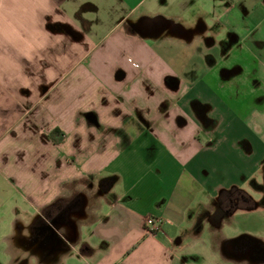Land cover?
I'll return each mask as SVG.
<instances>
[{
  "label": "crops",
  "instance_id": "0c3cea01",
  "mask_svg": "<svg viewBox=\"0 0 264 264\" xmlns=\"http://www.w3.org/2000/svg\"><path fill=\"white\" fill-rule=\"evenodd\" d=\"M208 1L0 0V264H264V0Z\"/></svg>",
  "mask_w": 264,
  "mask_h": 264
},
{
  "label": "rangeland",
  "instance_id": "374dc122",
  "mask_svg": "<svg viewBox=\"0 0 264 264\" xmlns=\"http://www.w3.org/2000/svg\"><path fill=\"white\" fill-rule=\"evenodd\" d=\"M203 1V2H202ZM200 2H202L200 5H196L199 6V10L197 11L196 8H194L193 11L187 12V17L185 19V21H187V23H191V26H195V24L197 23V20H193V16L196 15V13H201V18L204 20V22H206L207 24H211L213 26L214 22H213V14H214V10L211 8V3L208 0H200ZM195 6V7H196ZM219 9V8H218ZM128 31H132L130 30V28H127ZM226 34L224 31L220 32V35ZM122 53H126L125 57H127V52L126 51H122ZM130 61V60H129ZM88 179L84 178L82 180H80V190H84L85 193L87 192L88 194L90 193V190H88L87 186H88ZM237 195V194H236ZM252 195L257 198L258 196L256 195V193H252ZM236 205V204H235ZM244 206H247V204H242ZM211 204H208L207 206L201 208L200 210H198L195 213V218L193 221V226L196 227L197 225H199L201 223V221H203V224L206 225H211L210 223L213 222V215H211L212 213V208H211ZM214 210V209H213ZM260 215V213H256L255 214ZM231 216V214L229 215V217ZM227 217L226 221H224L225 223H228L230 221V218ZM212 218V219H211ZM209 221H211L209 223ZM218 226V225H217ZM249 228V225L247 224V222L245 220H241L240 222L233 223L231 222L230 224L226 225L225 228L223 229V233H220L218 230H211V235H212V240L213 243H215V245L218 247V249H220V245L222 243H224L226 236L227 237H237L236 235H241L243 233H246L244 231V229ZM226 235V236H225ZM205 237V236H204ZM203 237V238H204ZM202 238V241L197 242L198 246H196V249H198L200 252H202L203 250L207 249L209 247V243L208 240H204ZM226 242V241H225ZM79 254H74L73 258L71 259L70 257L66 260V262L64 264H83L81 263V261L77 260V258H79Z\"/></svg>",
  "mask_w": 264,
  "mask_h": 264
},
{
  "label": "flooded vegetation",
  "instance_id": "af4514ba",
  "mask_svg": "<svg viewBox=\"0 0 264 264\" xmlns=\"http://www.w3.org/2000/svg\"><path fill=\"white\" fill-rule=\"evenodd\" d=\"M241 244L243 245L244 243H242L241 240H238L237 242H227L225 243L224 245V249L227 251V252H231V253H234V254H238V253H242L245 255L246 254H250V250L252 249L253 251L255 250L254 252V255L256 254H261L264 258V251L262 249H257V248H254V245H248V246H245L243 245L242 248L240 247Z\"/></svg>",
  "mask_w": 264,
  "mask_h": 264
},
{
  "label": "built area",
  "instance_id": "2783aa9c",
  "mask_svg": "<svg viewBox=\"0 0 264 264\" xmlns=\"http://www.w3.org/2000/svg\"><path fill=\"white\" fill-rule=\"evenodd\" d=\"M134 64V63H133ZM135 65V64H134ZM156 220L152 217H148L146 220V230L148 234H154L157 231Z\"/></svg>",
  "mask_w": 264,
  "mask_h": 264
}]
</instances>
